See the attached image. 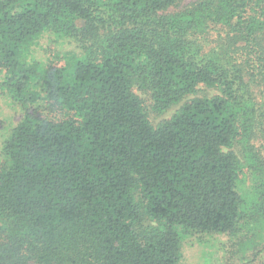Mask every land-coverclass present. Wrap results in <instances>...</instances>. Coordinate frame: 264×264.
Here are the masks:
<instances>
[{"label": "trees", "instance_id": "trees-1", "mask_svg": "<svg viewBox=\"0 0 264 264\" xmlns=\"http://www.w3.org/2000/svg\"><path fill=\"white\" fill-rule=\"evenodd\" d=\"M180 2L0 0L22 112L0 147V264H181L188 238L264 228V0ZM199 85L217 93L188 98ZM136 90L181 105L153 125Z\"/></svg>", "mask_w": 264, "mask_h": 264}, {"label": "rangeland", "instance_id": "rangeland-1", "mask_svg": "<svg viewBox=\"0 0 264 264\" xmlns=\"http://www.w3.org/2000/svg\"><path fill=\"white\" fill-rule=\"evenodd\" d=\"M195 0H181L180 6L189 4ZM68 47L56 45L49 38L40 41L38 54L42 59H51L55 64H62L65 61V50ZM1 82V81H0ZM197 93L188 98L195 96H211L217 93L216 90L207 89L199 85ZM136 94L144 101L148 111V118L153 125L159 121L168 119L180 107L181 103L173 106L162 114H156L148 108V98L140 90ZM47 110H39V113L47 114ZM49 114V113H48ZM51 115V114H49ZM22 112L19 106H15L4 88L0 84V147L3 138L8 135L10 129L21 118ZM261 154L264 156V142L256 141ZM245 186H251L248 180H245ZM250 188V187H249ZM259 231V228L257 229ZM241 231L236 237L222 234L202 235L188 238L183 243V259L181 264H260L264 259V228L256 231Z\"/></svg>", "mask_w": 264, "mask_h": 264}]
</instances>
